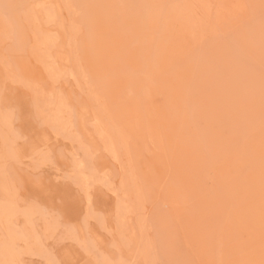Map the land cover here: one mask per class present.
Instances as JSON below:
<instances>
[{
    "label": "rangeland",
    "instance_id": "obj_1",
    "mask_svg": "<svg viewBox=\"0 0 264 264\" xmlns=\"http://www.w3.org/2000/svg\"><path fill=\"white\" fill-rule=\"evenodd\" d=\"M0 264H264V0H0Z\"/></svg>",
    "mask_w": 264,
    "mask_h": 264
},
{
    "label": "bare ground",
    "instance_id": "obj_2",
    "mask_svg": "<svg viewBox=\"0 0 264 264\" xmlns=\"http://www.w3.org/2000/svg\"><path fill=\"white\" fill-rule=\"evenodd\" d=\"M65 74V73H64ZM57 113V112H56Z\"/></svg>",
    "mask_w": 264,
    "mask_h": 264
}]
</instances>
